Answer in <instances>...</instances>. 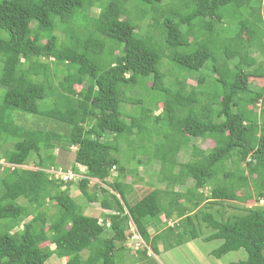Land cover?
<instances>
[{
	"label": "trees",
	"instance_id": "obj_1",
	"mask_svg": "<svg viewBox=\"0 0 264 264\" xmlns=\"http://www.w3.org/2000/svg\"><path fill=\"white\" fill-rule=\"evenodd\" d=\"M100 2L0 0V264H46L52 256L123 263L131 224L145 244L137 262L159 243L168 250L201 238L205 226L204 241H222L214 257L243 249L247 259L235 264H264V207L244 206L264 200V0H104L90 17ZM192 74L195 86L187 83ZM252 79L262 82L259 91L249 89ZM136 90L154 103L126 98ZM121 104L139 114L122 115ZM26 118L42 123L31 127ZM72 148L85 169L78 190L110 214L85 215L69 195L74 183L46 172L59 168L55 150ZM185 150L189 160L178 162ZM142 156L160 172L139 198ZM29 163L36 169L22 168ZM91 179L108 189L89 192ZM224 202L240 213L212 211ZM149 228L160 232L151 237Z\"/></svg>",
	"mask_w": 264,
	"mask_h": 264
},
{
	"label": "rangeland",
	"instance_id": "obj_2",
	"mask_svg": "<svg viewBox=\"0 0 264 264\" xmlns=\"http://www.w3.org/2000/svg\"><path fill=\"white\" fill-rule=\"evenodd\" d=\"M104 2V0H101L100 3H97L96 5H94L93 7L90 8L89 10V16L90 17H97L98 14L100 13L101 10V3ZM151 22V21H150ZM146 23L147 21L141 22V27L143 28V31H146ZM55 35L57 38L59 39H64L66 37V35L64 34L63 30H61L60 28H57L55 31ZM6 35L0 32V39H5ZM44 42V41H43ZM164 61V60H163ZM165 63V67L166 69H169L171 67V65L166 61H164ZM169 64V65H168ZM175 68L173 67V70ZM177 69V68H176ZM204 73H206V71H204ZM197 74V73H195ZM192 74L189 78V80L187 81V83L190 86H195L196 85V75ZM58 79H60V77H58ZM53 82L54 85L56 86L57 83V79L53 78ZM250 85H249V89L253 90V91H259L260 87H261V81L259 80H249ZM79 88V87H77ZM4 93V89L0 86V103H1V98L2 95ZM137 94H139L140 96L143 95L144 97V107H148L151 106L153 102V99L144 91L142 92L141 90H136L135 92H131V93H127L126 94V98H132L134 96H136ZM136 98V97H134ZM134 113V115H138L139 111H140V107L138 106H129V105H125V104H121L119 107V111L122 115L123 112L125 111H131ZM160 113V110L155 112V116H157ZM21 122H24L25 124H27L28 126L33 127L34 123L37 124H41L42 122L39 120H37L36 118H26V121L23 120ZM162 130H163V134L161 135V137H163L165 135V127L161 126ZM152 136H154V138H157L158 135H156V133H152ZM147 138V137H145ZM147 140V139H146ZM190 144H194L197 145L199 148H201L202 150H209L213 147V143L212 142H205L202 140H194L192 142H190ZM7 148H10V144H6L4 145ZM4 147V148H5ZM122 147L124 148V145H122ZM3 148V150H4ZM76 149L72 148L69 151H62V150H55L54 155L56 156V165L57 167H59V169L63 170V171H75L74 169L77 168L75 161H74V151ZM151 151L153 150V148H149L148 146L145 147L144 151ZM152 152V151H151ZM150 152V153H151ZM133 155V153L129 152L127 150L126 156L128 155ZM190 151L189 150H185L183 152H181L178 155L177 161L184 163L187 162L190 158ZM140 159L142 160V164L138 166V172L139 175L142 177V181L140 180H136V193L138 195V193L141 192V194L138 196L139 198L142 196V194L149 189V187L147 186L148 184L152 185H157V179H156V175L158 172H160V163L157 161H154L152 159H149L147 156H142L140 157ZM2 163V162H1ZM133 163H129L127 166H129V168H132ZM126 166V164H125ZM23 169H36L33 167L32 163H29L27 166H23ZM111 176L108 177L106 179V181L108 183L112 182V178L114 176H116V172H114V169H112L111 171ZM131 177V178H130ZM132 177H134L133 175H129L126 178V182H131L130 180H132ZM158 177V175H157ZM78 182L75 181L74 184H72V186H70L69 189V195L75 200V202L80 205L83 206L84 209V213L87 216H93V217H100V214L103 212L105 214H110L111 212L109 211H103L99 205V203H89L84 196L81 195L80 191L78 190ZM192 181L189 180L186 185L185 188H189L192 186ZM96 186V188L94 189V187ZM98 187H104L106 189H108V187L101 183L100 181L96 180V179H91L90 180V185H89V192H93L95 191L96 193H98ZM159 187L162 189H164V185H159ZM185 188L184 187H177L176 191L179 193L185 192ZM143 190V191H142ZM203 194L204 195H209V188L207 187L206 189L203 190ZM136 199V197H135ZM205 204V202L202 204V206ZM237 206H240L237 203H232V202H224L222 205H218V206H213L212 211L217 210L218 212H221L222 214H224V217L233 215V214H239L240 212L237 210ZM247 208H251V207H255V206H261L264 207V200L260 201L259 203H254V202H249L247 204L244 205ZM54 209H49L48 213L49 215H52L54 213ZM161 219L163 220V217H161ZM164 221V220H163ZM176 222V221H175ZM172 223V222H171ZM173 224V223H172ZM168 227H172V225H167ZM166 228V227H165ZM203 236L205 237L210 230L208 231L205 226H203ZM132 229H130L129 231H127L126 235H129V239L126 242V247L128 248V250H130L129 253L126 254V256H130V259L127 257L126 261L123 258V263L121 261L118 262V264H235L237 262H241V261H245L247 259V254L246 252L241 249L238 251H234V252H230L227 253L223 256H221L220 258H216L212 255V252L217 250L221 244L222 241L220 240H213V241H204L203 238H197L195 240H188L185 243H183L180 246H175L171 249L168 250H164V247L161 243L158 244V252L154 253L152 252V250L150 248H147V255L148 257L143 258L141 261L137 262L138 259V251H141L142 248L145 247V244L143 243V241L139 238H132L130 234H132ZM160 231L156 232L153 228H149V235L151 237H154L155 235H157ZM110 236V233L105 234V237ZM53 248V247H52ZM83 257L87 256L86 252H83ZM145 259V260H144ZM65 263L64 260H61L59 258H57L56 256H52L47 262L46 264H63Z\"/></svg>",
	"mask_w": 264,
	"mask_h": 264
},
{
	"label": "built area",
	"instance_id": "obj_3",
	"mask_svg": "<svg viewBox=\"0 0 264 264\" xmlns=\"http://www.w3.org/2000/svg\"><path fill=\"white\" fill-rule=\"evenodd\" d=\"M49 174L52 175V177L55 179V180H60L62 182H67L69 180H75V179H80L82 176L80 175H77V174H74L72 171H63L61 169H52L49 171ZM173 223V222H172ZM170 221L167 222L168 225H172ZM130 229H132V234H131V237L132 238H136V239H139V235L134 227L133 224L130 225Z\"/></svg>",
	"mask_w": 264,
	"mask_h": 264
},
{
	"label": "clouds",
	"instance_id": "obj_4",
	"mask_svg": "<svg viewBox=\"0 0 264 264\" xmlns=\"http://www.w3.org/2000/svg\"><path fill=\"white\" fill-rule=\"evenodd\" d=\"M58 169H59V168H58ZM77 169H78V172H75V171H72V170H69V171H72L74 174H77V175L82 176L80 179L69 180V181H67V182H62V181H61V182H62V183H68V182H72V183H74L75 181L79 182L80 180L84 179V178H85V176H84L85 169H84L83 167H80V166H78ZM50 170H52V169H50ZM50 170H46V172L49 173ZM163 220L165 221L164 218H163ZM168 221L173 222V226H174V224L176 223L174 220H168ZM168 221L166 220L165 222L167 223ZM167 225H168V224H167Z\"/></svg>",
	"mask_w": 264,
	"mask_h": 264
},
{
	"label": "crops",
	"instance_id": "obj_5",
	"mask_svg": "<svg viewBox=\"0 0 264 264\" xmlns=\"http://www.w3.org/2000/svg\"><path fill=\"white\" fill-rule=\"evenodd\" d=\"M61 260H63V259H61ZM64 264V263H63Z\"/></svg>",
	"mask_w": 264,
	"mask_h": 264
}]
</instances>
